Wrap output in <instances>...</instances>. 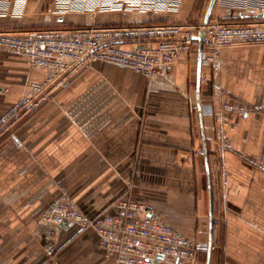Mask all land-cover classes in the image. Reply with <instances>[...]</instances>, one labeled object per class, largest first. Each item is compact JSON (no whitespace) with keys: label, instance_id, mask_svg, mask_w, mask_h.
<instances>
[{"label":"crops","instance_id":"1","mask_svg":"<svg viewBox=\"0 0 264 264\" xmlns=\"http://www.w3.org/2000/svg\"><path fill=\"white\" fill-rule=\"evenodd\" d=\"M57 1L0 0V33L198 26L210 2L199 12L197 0H73L58 13ZM254 2L216 0L210 19L254 22L257 13L239 8ZM113 3L124 8L97 11ZM198 61L197 52L183 54L153 79L95 62L55 80L23 53L0 49V264H124L91 229L45 220L62 194L88 217L142 203L135 219L159 218L206 245L212 220L209 264H264V43L222 47L217 75ZM44 83L46 100L28 105ZM198 90L212 115L200 114ZM230 103L253 112L234 115L222 108ZM207 256L206 248L205 264Z\"/></svg>","mask_w":264,"mask_h":264},{"label":"built area","instance_id":"2","mask_svg":"<svg viewBox=\"0 0 264 264\" xmlns=\"http://www.w3.org/2000/svg\"><path fill=\"white\" fill-rule=\"evenodd\" d=\"M72 1H57L54 12L65 11ZM236 7L239 5H230L231 9ZM123 8V5L113 3L97 11ZM239 8L259 13L264 10V0H255L252 6L243 4ZM202 29L205 33L201 67L208 68L213 75L220 71L218 58L222 47L264 43V19L246 23L210 19L207 25L198 26L137 24L41 29L20 34L0 33V49L23 53L32 66L49 71L50 78L55 80L77 73L95 62L129 68L147 79H153L166 75L181 55L198 53V37ZM124 41L153 45L125 49L121 47ZM48 84L34 85L31 97L26 100L27 104L35 107L45 101ZM222 108L234 115L253 112L241 103L223 104ZM212 109V104H201L203 115H212ZM117 207L120 209L118 215L88 217L66 194H62L49 207L45 220L54 225L70 224L80 230L91 229L98 236L100 247L110 254L123 256L124 264H205L200 253L207 248L206 244L179 236L159 218L135 219L136 211L146 210L142 203L121 201Z\"/></svg>","mask_w":264,"mask_h":264},{"label":"water","instance_id":"3","mask_svg":"<svg viewBox=\"0 0 264 264\" xmlns=\"http://www.w3.org/2000/svg\"><path fill=\"white\" fill-rule=\"evenodd\" d=\"M215 2H216V0H210V2H209L208 8H207V11H206V14H205V18H204V25H207L208 22L210 21L211 14H212ZM255 17L259 18V19H264V10L259 12V13H257L255 15ZM204 33L205 32L202 29L200 31L199 37H198V40H199V47H198V58H199V61H198V67L199 68L201 66V51H202V40H203V37H204ZM198 85H199V83H198ZM198 110H199L200 114L202 115L201 104H200V101H199V90H198ZM205 160H206L208 184H209V187H210V173H209V167H208V157H207L206 153H205ZM210 204H211L210 207H211V210H212L211 187H210ZM211 247H212V220H210V235H209V240H208V243H207L208 256H207L206 264H209V257H210Z\"/></svg>","mask_w":264,"mask_h":264},{"label":"rangeland","instance_id":"4","mask_svg":"<svg viewBox=\"0 0 264 264\" xmlns=\"http://www.w3.org/2000/svg\"><path fill=\"white\" fill-rule=\"evenodd\" d=\"M208 1L209 0H197V2H200L199 4H197V8H199V12H201V11L204 12L205 11L206 6L208 4ZM198 5H201V6H198Z\"/></svg>","mask_w":264,"mask_h":264},{"label":"trees","instance_id":"5","mask_svg":"<svg viewBox=\"0 0 264 264\" xmlns=\"http://www.w3.org/2000/svg\"><path fill=\"white\" fill-rule=\"evenodd\" d=\"M199 3H200V2H197V4H199ZM197 4H196V7H197ZM198 6H200V5H198ZM250 19H251V20H254V21H257V20H263V19L256 18L255 15H254V17L251 16Z\"/></svg>","mask_w":264,"mask_h":264}]
</instances>
